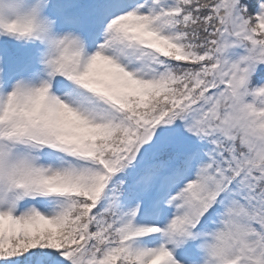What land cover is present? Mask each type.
<instances>
[{"label": "snow or ice", "instance_id": "1", "mask_svg": "<svg viewBox=\"0 0 264 264\" xmlns=\"http://www.w3.org/2000/svg\"><path fill=\"white\" fill-rule=\"evenodd\" d=\"M0 264H264V0H0Z\"/></svg>", "mask_w": 264, "mask_h": 264}]
</instances>
